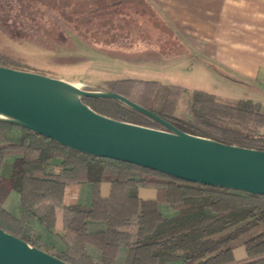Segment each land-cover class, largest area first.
I'll list each match as a JSON object with an SVG mask.
<instances>
[{
  "label": "trees",
  "instance_id": "trees-1",
  "mask_svg": "<svg viewBox=\"0 0 264 264\" xmlns=\"http://www.w3.org/2000/svg\"><path fill=\"white\" fill-rule=\"evenodd\" d=\"M60 18L65 21L62 14ZM0 66L29 71L13 58H3ZM98 89L127 98L182 132L264 151V110L236 107L204 91L154 80H107ZM82 102L113 120L163 130L119 101ZM10 132L20 134L17 143H3ZM7 157H14L9 165ZM53 160L60 161L55 170L48 168ZM104 182L111 187L107 198L100 196ZM73 185L89 187L86 205L64 202L66 188ZM139 187L155 189V200L139 198ZM11 191L19 195V217L2 207ZM160 204L177 214L163 216ZM34 223L56 233L64 249L45 250ZM0 229L68 264H264V196L91 157L7 122H0ZM238 245L245 248V262L233 257Z\"/></svg>",
  "mask_w": 264,
  "mask_h": 264
},
{
  "label": "water",
  "instance_id": "water-1",
  "mask_svg": "<svg viewBox=\"0 0 264 264\" xmlns=\"http://www.w3.org/2000/svg\"><path fill=\"white\" fill-rule=\"evenodd\" d=\"M84 98L111 99L163 130L121 122L93 111ZM0 122L79 153L154 171L206 187L264 196V151L182 132L127 98L85 90L46 75L0 66ZM0 264H68L0 229Z\"/></svg>",
  "mask_w": 264,
  "mask_h": 264
},
{
  "label": "crops",
  "instance_id": "crops-1",
  "mask_svg": "<svg viewBox=\"0 0 264 264\" xmlns=\"http://www.w3.org/2000/svg\"><path fill=\"white\" fill-rule=\"evenodd\" d=\"M85 1L76 13H68L77 17L64 22L85 47L94 49L96 59L135 56L148 44L161 56L174 55L176 64L193 63L192 67L196 65L202 75L213 76L220 85L245 90L254 96L250 98L253 105L264 107V0ZM19 137V133H7L3 143L15 144ZM13 159L7 157L4 163L9 165ZM59 163L53 160L48 168L55 170ZM110 188L109 183H102L100 196L107 198ZM137 194L142 200L156 198L153 188L139 187ZM88 198L87 185H73L66 188L64 202L86 205ZM19 205V195L11 191L2 207L19 217ZM159 210L167 218L177 214L166 204H160ZM33 229L49 253L64 249L56 233L38 223ZM232 253L238 263L247 260L243 245Z\"/></svg>",
  "mask_w": 264,
  "mask_h": 264
},
{
  "label": "rangeland",
  "instance_id": "rangeland-1",
  "mask_svg": "<svg viewBox=\"0 0 264 264\" xmlns=\"http://www.w3.org/2000/svg\"><path fill=\"white\" fill-rule=\"evenodd\" d=\"M82 2L0 0V60L17 59L30 72L90 91L100 88L102 81L107 80H154L182 85L189 91L212 93L219 101L236 107L264 109L262 105H253L255 103L250 98L254 96L245 90L220 85L213 76L207 78L203 73L204 77L196 65L192 67L193 63L176 64L174 55L161 56L156 53V48L148 44L142 48V53L135 56H111L107 61L96 59L94 49L85 47L79 36L67 29L60 18L61 14L65 21L76 18V15L68 13L78 11ZM179 113H182L181 108ZM260 132L264 134V128Z\"/></svg>",
  "mask_w": 264,
  "mask_h": 264
}]
</instances>
